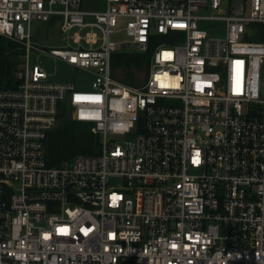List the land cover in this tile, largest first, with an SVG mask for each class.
Instances as JSON below:
<instances>
[{
	"label": "built area",
	"instance_id": "1",
	"mask_svg": "<svg viewBox=\"0 0 264 264\" xmlns=\"http://www.w3.org/2000/svg\"><path fill=\"white\" fill-rule=\"evenodd\" d=\"M32 22L73 46L39 48ZM253 25L264 27V0H0V35L22 52L0 88V264H264ZM129 47L151 54L141 85L113 75ZM32 50L90 75L89 90L30 68ZM67 101L96 149L50 166Z\"/></svg>",
	"mask_w": 264,
	"mask_h": 264
},
{
	"label": "rangeland",
	"instance_id": "2",
	"mask_svg": "<svg viewBox=\"0 0 264 264\" xmlns=\"http://www.w3.org/2000/svg\"><path fill=\"white\" fill-rule=\"evenodd\" d=\"M87 5V4H85ZM122 27V25H119L118 28ZM203 28L209 30L214 29L221 31L224 28L223 23H209L202 25ZM31 34H32V42L36 46L42 49H61L66 47L67 45L73 46L72 41L65 35L62 34L59 29L56 27L49 28L44 23L40 22H32L31 24ZM116 40L122 41L124 40L123 34L118 33L117 35L113 36ZM132 47H129V50H123L119 49L118 52L125 54L124 57H132L129 58V60H123L121 62H117L113 66V75L121 79L122 76L127 75L132 81L134 85H141L143 84L149 74V64H150V58L151 54H147L148 64L146 67V63H143L144 65L140 68L134 67V61L136 60L137 53L132 51ZM135 54H137L135 56ZM143 55V54H141ZM125 59V58H124ZM20 58H19V64H20ZM25 63V60L23 58L22 64ZM33 66H39L41 67L48 75H49V81L55 82V83H67V84H73L76 89L78 90H89L92 77L88 75L87 73L83 71H75L73 70L69 65L53 59L49 56H46L39 51H31L29 54V67L32 68ZM60 108H64V104H60ZM66 120V119H65ZM65 122H70V120H66ZM70 131H73L72 128H70ZM74 133H78L77 129L74 130ZM95 140V137H94ZM81 154V153H78ZM77 154H74L67 158L65 161L72 159ZM84 155H89L85 153Z\"/></svg>",
	"mask_w": 264,
	"mask_h": 264
},
{
	"label": "trees",
	"instance_id": "3",
	"mask_svg": "<svg viewBox=\"0 0 264 264\" xmlns=\"http://www.w3.org/2000/svg\"><path fill=\"white\" fill-rule=\"evenodd\" d=\"M259 26L257 25L256 27L259 28ZM254 39L260 41L263 38L259 35ZM20 47V45L0 35V88H9L11 86L22 53ZM146 55L138 54L133 64L134 67L140 68L144 65L143 63H146L147 67L148 59ZM124 56L125 54L122 53L115 54L113 65L121 62L122 59L127 61L129 58H132ZM120 80L124 84L134 86L127 75L122 76ZM65 121V118L60 117L55 129L48 135L46 141V159L50 166L58 165L74 154H93L96 149L95 145L97 141L96 138L94 140V136L90 133L88 125L72 120H70L71 124ZM70 128L73 131H70ZM76 129L78 133H74Z\"/></svg>",
	"mask_w": 264,
	"mask_h": 264
},
{
	"label": "crops",
	"instance_id": "4",
	"mask_svg": "<svg viewBox=\"0 0 264 264\" xmlns=\"http://www.w3.org/2000/svg\"><path fill=\"white\" fill-rule=\"evenodd\" d=\"M88 1H90V0H88ZM94 1V0H93ZM87 4V7H91V3L89 4L88 2L86 3ZM257 25H253V30H254V34H253V36L252 37H250L249 39L251 40V41H256L254 38H257V36H259L260 35V37L261 38H264V36H263V31H264V27L263 26H259V28L258 27H256ZM50 28V27H49ZM217 32H219V33H223V30H221V31H217ZM263 39H261L260 41H262ZM119 81H121V80H119ZM123 83V82H122ZM127 85V84H126Z\"/></svg>",
	"mask_w": 264,
	"mask_h": 264
},
{
	"label": "water",
	"instance_id": "5",
	"mask_svg": "<svg viewBox=\"0 0 264 264\" xmlns=\"http://www.w3.org/2000/svg\"><path fill=\"white\" fill-rule=\"evenodd\" d=\"M70 108V106H69V102L67 101L66 102V113H65V119L66 120H69V109Z\"/></svg>",
	"mask_w": 264,
	"mask_h": 264
}]
</instances>
